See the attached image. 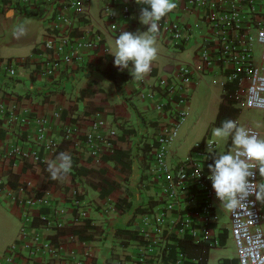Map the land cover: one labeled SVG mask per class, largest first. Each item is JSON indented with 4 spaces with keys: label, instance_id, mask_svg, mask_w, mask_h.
<instances>
[{
    "label": "crops",
    "instance_id": "crops-1",
    "mask_svg": "<svg viewBox=\"0 0 264 264\" xmlns=\"http://www.w3.org/2000/svg\"><path fill=\"white\" fill-rule=\"evenodd\" d=\"M88 1L81 4L82 12L75 13L70 8L63 12L70 16V27L73 28L74 34H79L83 29L99 32L101 35L100 46L95 50L84 49L81 63L74 62L67 65L51 79L41 73L40 63L43 58V42L50 33L51 22L49 21L48 8L38 5L22 9L13 3H7L0 7L1 39H4L8 34L12 23L19 22L18 17L25 14H37L43 31L41 40H37L35 35L22 42L23 45L30 46L29 53L21 56H0V60L11 59L15 62L13 76H8L0 66V104L3 103L6 107L16 104L20 111L26 112L28 115L24 124L9 123L5 117L0 115V178L3 182V185L0 186V199L5 202L10 213L21 220L20 208L17 204L19 199H30V197H38L42 194H48L50 197L48 206L50 209L38 204L31 208L30 213L33 219L46 218L47 222L32 225L28 230L29 235L26 241L30 240L32 234L37 233L39 241L44 242L49 239L48 234L55 232V225L77 227L84 224V218H89L90 225L95 226L94 228L87 227L85 234L92 235L88 239H79L77 233L69 231L59 235L57 246L52 243V247H40L35 254H31L25 247L20 256V264H139L136 262V253L142 243L138 239L119 234L117 230L129 228L138 232L141 228L148 229L149 225L143 223V218L151 217V212L161 205L160 185L153 179V170L150 169V173L148 172L152 160L149 152L143 146L145 143L152 145L162 126L170 120L167 110L158 111L154 108L160 101H164V97L158 93L159 89L154 84L156 78L163 76L172 82H178L180 80L177 73L178 66L165 62L162 65V71H159L158 67L151 65V71L142 80L138 81L132 77L126 83L114 84L101 73V70L107 65L106 55H111L112 52L105 44L106 39L103 32L99 27L94 26L85 9ZM174 2L177 5L176 8L161 20H179L186 26V32H184L186 38L179 43H174L169 40L168 34L164 31L159 30L157 35L162 36L165 44L174 46V50H183L185 46L192 45V62L186 64L196 67V70L193 71L188 84L189 99L190 93L199 86L204 76L211 75L212 83H214L213 79L217 72L219 78L220 67L212 65L208 70L197 68L199 64L201 65L198 53L204 44H210L213 38V28L201 19L200 12L189 10L185 0H174ZM102 4L103 0L99 4V16ZM124 5H128L130 9L127 18L120 16L121 8ZM141 7L147 6L136 4L135 0H118L115 6L118 13V30L114 32L107 27V32L113 37H117L122 31L135 33L137 30L147 29V25L141 24L138 19ZM101 19L103 20L102 17ZM103 22L106 21L103 20ZM12 42H17V40H0V49L8 48ZM19 42L20 40H18ZM211 49L208 47L207 50ZM255 60L259 61V58ZM122 71L130 73L128 69ZM95 73H99L101 76L99 77ZM105 79L113 83V91L109 85L104 83ZM107 88H110V91ZM222 95L223 92L220 100ZM128 98L135 104L137 111L130 106ZM188 99L183 104L176 101L170 102V106L172 109H185L187 112L189 109ZM42 117L46 118V122L43 126V136L39 138L36 120ZM96 117L104 121L101 133L109 137L110 146L105 147L99 156L92 158L89 156V148L84 143V133L89 130L92 119ZM150 121L154 123H150ZM236 122L238 123L237 119ZM66 129L69 130V135L66 133ZM111 131H113L112 135H110ZM117 149L128 154L124 158L128 165L123 166L115 159L105 158ZM10 152L13 156L12 163L6 162L4 159L1 161V158ZM60 152L71 155L70 173L75 171L74 166L89 158L93 168L103 169L107 175L115 179V189L108 195L100 196L99 174L77 175L71 184L68 175L63 180L48 182L44 169L46 172L47 162L55 159ZM216 152L221 153L217 150ZM36 155L44 161H36L34 159ZM198 155L196 150L191 149V156L179 159L176 158V151L169 149L167 160L175 165L187 159L196 160L199 158ZM75 159H78V163L74 162ZM24 165L27 167L23 171ZM9 171L19 176L18 185L21 190L17 199L16 190L6 183ZM66 183L70 184L67 189ZM44 184L46 186L42 188ZM91 191L96 192L98 198L90 196ZM118 198H124L129 205L123 204L120 210L116 209L114 203ZM257 201L263 209L264 200ZM197 202L198 198H195L194 202L185 206L188 209H183L182 212H192L196 209ZM217 204H220L219 200L214 203L215 213ZM137 207L147 208V210L133 215ZM179 212L180 209L167 212V220H176ZM213 226V233L220 236L218 246L205 251L201 242L193 240L187 235L180 238L179 246H185L183 251L193 256L200 257L201 252L205 253L206 264H217L224 258L220 257L218 261L209 263L210 251L225 247L230 235L226 233L222 240L223 243H221L222 232L227 228V225L219 223L217 219ZM167 228L173 231V227L170 225ZM166 238L170 242L174 236L171 234ZM191 242H194L196 246H193ZM169 244L161 251L157 248L153 250L154 256L145 264H169L170 258L175 255L173 246L171 243ZM168 250L169 258L166 257ZM234 256L235 247L233 256L226 258H234ZM185 264L191 263L186 262Z\"/></svg>",
    "mask_w": 264,
    "mask_h": 264
},
{
    "label": "built area",
    "instance_id": "built-area-1",
    "mask_svg": "<svg viewBox=\"0 0 264 264\" xmlns=\"http://www.w3.org/2000/svg\"><path fill=\"white\" fill-rule=\"evenodd\" d=\"M87 0H0V7L7 3H13L22 9L33 8L43 5L48 8L50 33L43 42V58L41 59V73L51 79L67 65L74 62L81 63L84 49L95 50L100 46L101 35L91 29H83L79 34L73 33L70 27V16L63 11L72 9L73 12H82L81 4ZM189 10L200 12L201 19L213 28V38L210 44H204L198 53L201 65L198 69H210L212 65L220 67L213 79L214 83L224 85L225 82L238 80V93L240 95L239 105L241 107L264 110V0H185ZM118 0H103L100 7V15L107 22L111 31L118 30V13L115 6ZM130 14L128 5L121 8L120 16L127 18ZM64 24V26H63ZM186 26L179 20H160L158 29L168 34L170 41L179 43L186 38ZM254 44L259 45V61L255 60ZM210 45V46H209ZM208 47L212 48L207 50ZM0 66L8 76L15 74V62L13 60H0ZM196 67L188 64L178 66L177 73L180 76L178 82H172L166 77L156 78L155 86L164 97L155 105L158 111L167 110L170 120L164 124L155 136L154 144L151 146V160L154 163L153 174L159 182L161 189V205L151 212V217H144L143 223L149 228H141L138 231V241L142 244L136 253V262L145 264L150 260L153 250L166 248L171 243L175 255L170 258L169 264L199 263V257L183 251L178 244V239L189 236L191 239L202 243L206 251L220 244V236L210 232V224L215 223L217 215L215 205L217 197L207 178L209 172H203V160L207 153V142L195 143L198 159H187L188 163L179 162L172 165L168 162V147L171 146L177 134L178 128L186 114L185 109H172L170 102L183 104L188 99L189 82ZM169 105V106H168ZM167 107V108H166ZM0 115L9 123L24 124L28 115L18 109L16 104L6 107L0 104ZM39 138H42L43 126L46 118H38ZM236 121V120H235ZM252 133L258 136V131L249 126ZM104 121L93 118L90 128L84 135V143L89 148V156H99L100 152L110 146L108 136H104L101 130ZM69 135V130H65ZM113 134L111 131L110 135ZM231 143V141H230ZM216 151V142L214 144ZM13 159L12 152L1 158V161ZM36 161L43 162L39 156H34ZM253 176L248 179L252 181L251 188H257L259 178L258 169H252ZM0 183L2 180L0 178ZM20 185L16 192L19 194ZM193 203L195 210L182 212L185 207ZM17 199V198H16ZM187 203V204H186ZM21 226L20 239L9 245L0 253V264H20V256L25 247L31 254H35L40 247L48 248L53 244L49 239L39 241V235L34 233L30 240L29 228L32 227V214L30 210L36 204L42 206L50 205L48 194L30 197V199H19ZM185 207V208H184ZM180 209L176 220H167V212ZM77 219V218H76ZM229 233L235 247V264H264V213L262 206L257 202L255 195L246 197L241 204L233 210H228ZM173 227V231L169 228ZM171 232V233H170ZM173 234L174 239L170 242L166 236ZM168 241V242H167ZM170 245V244H169ZM169 250L166 257L169 258Z\"/></svg>",
    "mask_w": 264,
    "mask_h": 264
},
{
    "label": "clouds",
    "instance_id": "clouds-1",
    "mask_svg": "<svg viewBox=\"0 0 264 264\" xmlns=\"http://www.w3.org/2000/svg\"><path fill=\"white\" fill-rule=\"evenodd\" d=\"M135 3L147 6L140 8L138 17L141 24L147 25V30L120 32L115 39L116 50L111 55L118 70L128 69L130 75L139 81L151 71V63L157 55L154 45L159 31L158 22L177 5L174 0H135ZM13 35H26V30L22 25L17 26ZM212 135L225 142L231 140V148L225 153L215 151V141L207 142V152L213 160V163L208 164L207 178L220 204L227 210H233L251 194L257 200H264V184L253 189L250 187L252 181L248 179L253 176L252 169H258L259 175L264 177V139L232 119L215 127ZM71 168V155L60 152L55 159L47 162L46 170L50 179L63 180Z\"/></svg>",
    "mask_w": 264,
    "mask_h": 264
},
{
    "label": "rangeland",
    "instance_id": "rangeland-1",
    "mask_svg": "<svg viewBox=\"0 0 264 264\" xmlns=\"http://www.w3.org/2000/svg\"><path fill=\"white\" fill-rule=\"evenodd\" d=\"M101 0H89L88 5L85 8L93 22L94 26L99 27L105 36V44L109 51L114 52L116 50L115 39L111 34L107 32V22H103L101 15L99 16V4ZM19 22H13L9 28L8 34H6L4 39L0 40H17V42H12L8 48L0 49V56H17L25 55L29 53L30 46L23 45L24 40H29L33 36H37V40L43 38V31L40 27L39 16L37 14H25L18 17ZM21 23V24H20ZM22 25L26 30V35L17 37L14 36V30L17 26ZM147 29L137 30L139 32H144ZM136 31V32H137ZM135 32V33H136ZM18 40L20 42L18 43ZM157 48L156 58L152 61L151 65L155 66L159 71H162V65L167 62L175 66H180L186 63L192 62L193 57V47L192 45H187L183 50H174V46L165 44L162 36L156 35V42L154 45ZM259 55V45L254 44V56L255 59ZM99 77V73H95ZM103 80V79H102ZM106 80V81H105ZM104 83L111 87L113 91V83L107 79ZM106 86V85H105ZM110 91V88H107ZM121 93V92H120ZM222 93V88L220 84L211 82V75H206L200 81L199 86L190 93L188 99L189 109L187 110L182 123L180 124L177 134L174 138L173 144L168 149H173L176 151V158L184 159L191 156V145L199 142L202 138L204 131L209 127V133L207 134L205 140H212L216 142V150L225 153L230 150L231 143L229 146L227 142L219 140L213 137L212 132L216 126L212 124L215 117L217 107L220 101V96ZM238 125L253 127L258 131V137L264 139V110L251 109L246 107H241V112L237 116ZM169 161V160H168ZM154 163H150V169H153ZM259 173V172H258ZM152 183V181H151ZM260 184H264V177L259 175L257 187ZM90 196L97 197L96 192L91 191ZM258 202V201H257ZM264 212V208H263ZM216 214L219 223L223 225L228 224V210L225 209L222 204H217ZM20 226L21 220L13 216L12 213L7 209L5 202L0 199V253L3 252L9 245L13 244L15 240L20 239ZM264 230V222L262 224ZM233 241L229 237L227 245L225 247H220L210 251L209 263L218 261V258L230 257L234 254Z\"/></svg>",
    "mask_w": 264,
    "mask_h": 264
},
{
    "label": "trees",
    "instance_id": "trees-1",
    "mask_svg": "<svg viewBox=\"0 0 264 264\" xmlns=\"http://www.w3.org/2000/svg\"><path fill=\"white\" fill-rule=\"evenodd\" d=\"M107 58V65L101 70V73L103 75H105L107 78H109L114 84H119V83H126L128 81H130L132 79V76L130 75V73L128 72H124V71H119L117 70V68L114 66L113 64V60L114 57L107 54L106 55ZM11 60V59H9ZM222 98L220 100V103L218 105V110L216 113V116L214 118V120L212 121V124L216 125V126H221L222 122L227 120V119H232V120H236V117L238 116V114L241 111V106L239 105V100H240V95L238 93V80H231V81H227L224 83V85L222 86ZM128 103L130 104V106L137 111V108L135 106V104L128 98ZM150 123H154L153 121H150ZM209 131V128L207 129L206 133L203 135V137L201 138V140L198 142L199 144H203V142L205 141L207 132ZM230 139L227 142V145L229 146L230 144ZM154 144V141L152 143V145ZM149 143H145L143 147H145L144 149H146L149 154H151V146ZM195 144L192 145L191 149L195 150ZM115 152L113 154H110L109 156H106V159H115L116 161L120 162L123 166L128 165L127 160L124 158L128 156V154L123 151V150H114ZM151 157V156H150ZM8 160H4L6 162H10L12 163L13 159H9ZM76 163H78V159H75ZM184 163H188L189 160H185V161H181ZM213 163V160L210 156V154L207 152L206 153V157L203 160V172L207 173L209 172L208 169V164ZM27 166H23V171L26 169ZM75 171L71 172L70 174H68V180L69 183L71 184V182L74 180L73 178H75L77 175H86V174H99L100 175V186H99V195L100 196H104V195H108L109 193H111L115 188V179L112 176L107 175V173L103 170V169H95L92 167L91 163H90V159H86L85 161H83L82 163H80L79 165L74 166ZM44 173H46L45 175L47 176L48 182H52V179H50L49 177V173L45 172L44 169ZM18 175L15 174L12 171L8 172V178L6 180V183L10 185L11 188L13 189H17V186L19 184L18 182ZM69 183H66V189L70 186ZM3 185V182L0 183V186ZM45 184L42 186V188H45ZM18 193L16 192V198L18 197ZM123 204L125 205H129L128 203H126V200L124 198H118L116 200V202L114 203V207L118 210L121 209V207L123 206ZM48 209H50V207H47ZM147 208H140L137 207L135 208L133 215H135L138 212H144L146 211ZM74 214L75 209L73 210ZM83 223L81 226H54V230L55 232L53 234H48V238L50 239V242L53 243L54 245H58L59 242L57 241V238L59 237V235H63L67 232H73V233H77L78 234V238L79 239H88L91 238L92 235L91 234H85V232L87 231V227H95V226H91L90 225V220L89 218H84L83 219ZM47 220L46 218H39V219H33L32 218V222L31 225L35 226L39 223H46ZM213 223L210 224V232L213 231ZM117 232L119 234H125L127 237L129 238H135L138 239L139 234L137 231L129 229V228H123V229H118ZM227 233V230L224 229L222 232V239H221V243H223V238L225 237ZM189 237V236H188ZM179 240L178 239V244H179ZM192 245L196 246V244L194 242H191ZM173 246V245H172ZM173 252H174V247H172ZM182 250H185V246L181 247ZM199 263L198 264H206L205 262V253H200L199 255ZM235 257L234 258H224L222 259L220 262H218L217 264H235ZM194 264V263H191ZM196 264V263H195Z\"/></svg>",
    "mask_w": 264,
    "mask_h": 264
}]
</instances>
